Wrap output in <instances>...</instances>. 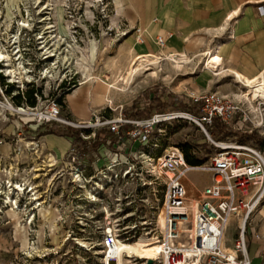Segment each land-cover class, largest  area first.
Returning a JSON list of instances; mask_svg holds the SVG:
<instances>
[{"label":"rangeland","instance_id":"374dc122","mask_svg":"<svg viewBox=\"0 0 264 264\" xmlns=\"http://www.w3.org/2000/svg\"><path fill=\"white\" fill-rule=\"evenodd\" d=\"M132 2L0 0V53L8 55L12 69L22 68L18 81L5 74L4 62H0V180L7 179L12 172L8 168L15 167V179L19 183L36 187L33 201L20 187L17 195H22L18 204L12 191L3 193L0 264H99L100 240L106 227H111L120 237L130 238L133 234L135 239L129 243L117 242L113 258L117 259V248L127 246L129 249L120 256L121 264H139L138 259H147L135 255L134 248L142 249L154 243L150 230L157 210L150 207H154L153 194L158 195L159 187L144 174L147 159L136 157L137 175L131 182L117 184L107 203L89 202L94 185L99 184L98 174L108 163L106 154L112 151L106 147L105 139L115 142L111 135L95 138V131L103 128H95L92 115L99 117V122L118 117L128 119L132 111L147 107L153 99H160L166 108L154 109L151 115L168 111L195 114L196 107L188 98L191 94L202 91L228 94L235 92L236 86L238 95L245 91L232 82V77L220 78L213 72L203 84L198 78L205 72L201 65L188 59L177 68L168 58L179 57H170L155 41L151 54L157 58V68L147 66L148 71L125 83L134 57L139 56L138 47L145 33L144 27L138 26ZM51 52L54 57L45 59ZM83 82L86 83L79 86ZM83 86L104 93L92 115L85 122H78L69 118L63 101L65 94ZM105 86L115 89L106 93ZM30 89L37 90L33 94L34 106L23 99L21 104L13 100L17 93ZM57 99L63 104L59 116L81 125L61 124L77 132L83 143L84 150L76 151L74 161L70 159L71 138L53 135L51 123L55 122H45L44 116L38 115ZM41 125L44 126L40 129ZM223 132L226 135L218 140L208 133L209 140L194 123L186 119L171 120L160 125L151 143L160 146L159 150L188 144L190 155L203 161L215 151L210 141L264 145V134L224 127ZM105 149L109 152H104ZM79 166H83L87 176L85 181L75 182V170ZM209 180L207 174L187 173L184 180L187 197L196 198L197 191ZM107 204L109 210H105ZM31 213L32 220L27 224ZM227 229L233 233L234 221H230Z\"/></svg>","mask_w":264,"mask_h":264},{"label":"built area","instance_id":"2783aa9c","mask_svg":"<svg viewBox=\"0 0 264 264\" xmlns=\"http://www.w3.org/2000/svg\"><path fill=\"white\" fill-rule=\"evenodd\" d=\"M256 10L259 16H264L262 7ZM155 43L163 48L165 41L158 37ZM234 82L245 88L241 82ZM263 94L264 86L256 96L249 95V100L238 95L237 90L232 95L216 91L191 94L188 98L196 107L195 114L168 111L153 113L148 119L129 120L118 117L102 122H99V117L92 115L95 128H108L115 142L105 139L106 147H111L112 151H104L109 152L106 154L109 160L103 172L98 174L99 184L94 185V193L91 192L93 194L89 202H106L117 184L131 182L137 175L135 159L139 157L147 159L144 174L152 178L160 190L157 196L153 194L155 203L154 207H150L157 210L150 231L152 238L158 241L160 252L151 260L138 259L139 264H147L148 261L150 264H249L246 257L245 223L264 201V145L210 141L215 151L202 163L188 166L178 147L159 150L160 146L151 143V137L163 122L180 119L194 123L208 139L214 121L230 130L263 135ZM61 110V105L54 100L46 111L38 115L42 114L45 122L81 127L80 123L74 124L60 117ZM2 117H5V111H2ZM124 124L129 128L120 132V126ZM123 143L128 145L124 147ZM75 158L76 151L71 148L70 159L74 161ZM119 158L124 161L119 163ZM8 170L12 172L8 173L7 179L0 180V201H3L4 192L12 191L18 204L19 196L22 195H17L21 192L18 185L23 194L31 196L30 200L33 201L35 185L31 187L19 183L15 179V167ZM189 172L207 174L210 179L207 185L197 191L196 198L187 197L184 180ZM86 176L83 166L75 170V182L85 181ZM159 213L162 214V227L157 225ZM32 217L31 213L27 224ZM230 221H234L235 234L227 249L223 243ZM134 240L133 234L130 238L120 237L111 227L104 228L100 240L102 254L99 264H116V259L112 257L114 244L117 241L127 243Z\"/></svg>","mask_w":264,"mask_h":264},{"label":"crops","instance_id":"0c3cea01","mask_svg":"<svg viewBox=\"0 0 264 264\" xmlns=\"http://www.w3.org/2000/svg\"><path fill=\"white\" fill-rule=\"evenodd\" d=\"M132 4L138 26L145 29L139 56H153L154 41L160 37L170 57L184 56L193 64H202L205 72L198 77L202 83L214 70L204 69L202 60L212 54L221 60L220 78L236 73L250 80L264 71V16L256 10H264V0H133ZM103 93L92 86L73 88L63 101L69 118L85 122ZM234 233L226 229L224 248L230 247ZM245 238L249 264H264V201L249 215Z\"/></svg>","mask_w":264,"mask_h":264},{"label":"bare ground","instance_id":"6f19581e","mask_svg":"<svg viewBox=\"0 0 264 264\" xmlns=\"http://www.w3.org/2000/svg\"><path fill=\"white\" fill-rule=\"evenodd\" d=\"M40 39H42V37ZM47 53H50V52H47ZM51 57H54V53L52 54V52H51V54L46 56L45 59H48V58H51ZM140 59H142V60H140ZM168 60L173 65H175L177 68H181L182 65L187 63V58L184 57V56H181V57H179L177 59L168 58ZM220 61H221L220 58L216 54L209 55L204 61L202 60V62H204V65H203L204 69H214L213 70L214 75H217L220 72L219 71ZM0 62H4V68H5L4 72H5V74L8 77H12V78H15L18 81H20L21 75H22L20 70H22V68L12 69L10 67V65H9L10 60H9V57H8L7 54L6 55H2L0 53ZM148 62H149V64H148ZM158 65L159 64H158L157 58H155L152 55L135 56L134 59H133L132 67L130 68L129 75H128L126 81H124V82L125 83L126 82H132V80H133V78H135L136 74L148 71L150 68L147 69L146 68L147 66L148 67L152 66V67H154L156 69ZM232 78L234 79V81H237V83L241 82L244 85L245 91L243 93L240 92V95L243 96V98L247 99V100H249V95L256 96L258 93H260L261 92V87L264 86V74L263 73H260L257 77H255L253 79H250V80L243 79L240 75H238L236 73H232ZM86 82L80 83L79 86L85 84ZM110 89L113 90L115 88H113V86H105L104 90L107 93L108 90H110ZM120 89H122V88H120ZM260 95H262V94H260ZM18 190H21L20 186H18ZM14 205H15V203H14ZM157 225L159 227H162V225H163L162 214L161 213H159V215L157 217ZM150 238L152 239V241L154 243H150L149 245H147L145 248H142V249L134 248V252H135L134 254L135 255H143L144 258H147L149 260H151L152 257L158 256V254L160 252L158 241L155 238H152V237H150ZM138 239H140V238H138ZM117 242L125 243V242H121V241H117ZM127 243H129V242H127ZM115 244H114V246H115ZM128 249H129V247H127V246H122L120 249L117 248V250H116V251H118L117 259H116L117 264H121L122 263L121 259H120L121 253L124 252V251H127ZM128 260H130V259H128Z\"/></svg>","mask_w":264,"mask_h":264},{"label":"trees","instance_id":"16d2710c","mask_svg":"<svg viewBox=\"0 0 264 264\" xmlns=\"http://www.w3.org/2000/svg\"><path fill=\"white\" fill-rule=\"evenodd\" d=\"M68 92V91H67ZM33 94H37V90L33 91L32 89L25 91L23 94L17 93L16 95L13 96V100L16 103H20V100L23 99L25 102H27L30 106H34V97ZM56 102L63 107L62 101L60 99H57ZM169 102V101H168ZM163 108H166V104L162 102L160 99H153L150 100V104L147 107L143 108H138L135 109V111H132L128 115L129 120H140V119H148L151 116V111L156 109V110H161L163 111ZM44 125L39 126L40 129ZM51 133L55 136H65L71 138L70 146L72 149H74L77 152L83 151V143L80 140L78 133L69 129L68 127H65L61 124L57 123H51ZM129 128L128 125H122L120 126V132H124ZM229 134V133H227ZM103 135H111L110 131L108 128H103V129H97L95 131V138L98 139L100 136ZM209 135L212 139L218 140L219 138L225 136L226 134L223 132V127L217 122L214 121L211 129L209 131ZM251 136V135H250ZM250 136H247L250 138ZM180 151L182 152L185 164L188 166H195L203 162V159H197L196 157L190 155L189 153V145L188 144H182L179 147ZM79 155V154H78Z\"/></svg>","mask_w":264,"mask_h":264},{"label":"water","instance_id":"95a60500","mask_svg":"<svg viewBox=\"0 0 264 264\" xmlns=\"http://www.w3.org/2000/svg\"><path fill=\"white\" fill-rule=\"evenodd\" d=\"M147 264H150V261H148Z\"/></svg>","mask_w":264,"mask_h":264}]
</instances>
